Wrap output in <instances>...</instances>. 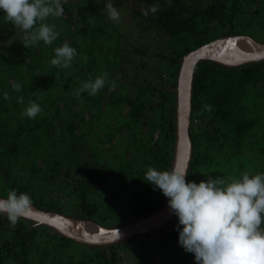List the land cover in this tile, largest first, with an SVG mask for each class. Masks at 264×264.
<instances>
[{"label":"trees","instance_id":"trees-1","mask_svg":"<svg viewBox=\"0 0 264 264\" xmlns=\"http://www.w3.org/2000/svg\"><path fill=\"white\" fill-rule=\"evenodd\" d=\"M142 1L146 9L159 5L155 13L141 14L140 20L143 33L151 28L162 39L163 46L154 54L164 60L168 72L130 55L137 53L135 56L146 59L150 45L143 43V47L129 49L130 58L118 62L128 65L126 88L113 90L108 81L97 94L84 92L79 98L76 91L82 83L97 77L96 68L101 71L97 49L102 50L99 39L106 33L103 27L95 30L87 24L89 17L100 11L97 0H87L69 12L63 19L68 30L59 33L51 44L26 39L24 32L0 11L1 31L10 36L12 28L17 29L12 46L0 50L1 196L7 197L15 189L27 193L41 209L104 227L124 225L163 206L167 198L143 178L149 167L173 169L177 85L183 57L221 36L243 34L255 38L248 26L251 21L264 26V19L253 20L264 11V0ZM252 4L256 11L248 10ZM51 21L56 17L50 16L46 22ZM81 40L86 48H81ZM65 42L77 50L71 67L51 65L54 49ZM111 48L103 52L105 65L115 62L109 61ZM219 66L230 72L217 71L215 67ZM251 83L264 88V59L238 66L206 59L197 64L190 126L192 157L186 181H196L200 170L217 159L227 162L240 158L244 162L248 155L254 164L258 157L263 159V119L249 116L248 109L238 102L239 91ZM14 84L20 85L18 91ZM81 100L83 105L76 108ZM30 102L41 107L35 118L22 116ZM116 105L124 107L116 111ZM118 132L126 138L117 151L115 143L122 141H117ZM43 142L48 151L43 152ZM106 143L116 147L110 148V154L100 150ZM131 179L136 183L129 191L123 185ZM107 184L114 187L104 192ZM117 184L125 194L118 191L114 195ZM103 192L111 197L105 198ZM177 223L174 216L161 229L115 243L89 244L25 217L12 225L6 215H0V264H149L143 259L157 254L158 264H196L194 254L178 244ZM160 246L165 248L161 250ZM142 252L146 256L140 255Z\"/></svg>","mask_w":264,"mask_h":264},{"label":"clouds","instance_id":"clouds-1","mask_svg":"<svg viewBox=\"0 0 264 264\" xmlns=\"http://www.w3.org/2000/svg\"><path fill=\"white\" fill-rule=\"evenodd\" d=\"M103 8L111 20L119 21L120 12L110 0ZM158 8L153 4L141 11L147 16ZM0 11L24 32L26 39L45 44L59 35L55 24L47 23V19L65 13L62 0H0ZM54 51L50 63L62 68H70L77 56V50L67 42ZM104 84V76L90 78L76 96L84 92L95 95ZM13 88L18 91L20 85ZM4 95L7 98V93ZM40 112V105L30 102L22 116L35 118ZM187 175L186 167L170 171L149 167L143 178L168 198L169 210L178 218V244L194 254L196 264H264V172H243L231 182L222 176H208L197 183L186 181ZM32 214V199L27 193L14 189L7 198H0V215H6L12 225Z\"/></svg>","mask_w":264,"mask_h":264},{"label":"rangeland","instance_id":"rangeland-1","mask_svg":"<svg viewBox=\"0 0 264 264\" xmlns=\"http://www.w3.org/2000/svg\"><path fill=\"white\" fill-rule=\"evenodd\" d=\"M65 1L66 2L63 4L64 9H65L64 15L62 17H56V21L47 22L49 24H55L56 26L55 30L58 33H63L68 30L64 24L63 19L68 17V15L70 14L69 12L72 13L75 10V7L77 5L81 3H85L87 0H65ZM97 2L100 6V11L94 17L93 16L89 17L90 22L87 23L88 27L90 25L94 26L95 30L103 27V31L105 30V33H106V35L102 36L99 39V41L102 43L101 48H100L102 50L99 51V49H97L98 50L97 54H98V59L102 60L101 61L102 64L100 67L101 71L98 68L94 70L97 76H104L105 82L109 81V85L112 87L113 90L126 88L125 81L127 80V75H126L127 71L125 67H127L128 65L123 64V62L119 64L118 62H120L121 59L123 58L125 59H127L128 57L130 58V56H128L129 49L135 46L143 47L141 45L143 43H147L150 45V48L147 53L148 55L145 56L146 59H142L139 56H135V55H138L137 53H132L130 55L133 56L134 59H137L139 61L148 60V62L153 63L155 67H159L161 71L168 72V66L164 64L165 63L164 60H161L159 57H156V55L154 54L155 52H159V50L161 49V46H163L162 39L159 37V35H156V33H154L151 28L149 29L150 32L148 33H143L142 31L143 24H141V20H140L142 19L140 18L142 14L141 9H146L142 0H110V2L120 12V19L118 22L111 20L108 16L107 9L103 8L104 4L109 2V0H97ZM254 9H255V6L253 4L248 8V10H250L251 12H253ZM247 18H249V16L246 17V19ZM259 19H264V11L253 18L254 21H257ZM249 24H251L248 26L250 33L254 35L257 41L264 42V26H258L256 24H253L252 21L249 22ZM1 30H2V27L0 25V50L3 48L6 49L9 46H12L13 40L16 38L15 35L17 32V29L13 30L12 28V31L9 33L10 36H6V34L2 32ZM93 30L94 29H92V31ZM87 40L88 39H86V41ZM84 42L82 40L79 41L81 48L82 47L86 48L87 45ZM111 46L114 49L111 48L112 55H109L110 57L109 61H115V62H110V63L108 62L105 65V59L103 56V52H105V50ZM110 50H108L107 53H109ZM123 54H124V57H123ZM215 68L217 71L224 73V74H227L230 72V69L222 67V66L215 67ZM127 70H128V67H127ZM238 102L240 103V105H242L244 109L245 108L248 109L249 116L251 117L258 116L260 117V119H263V122L260 123V125L262 124L261 126H264V88L262 87L261 84L259 83H257L256 85L253 83L247 84L244 89L239 91ZM81 105H83L82 100L80 102H77L76 108H78L79 106L81 107ZM122 105H125V104H122ZM122 105H116L115 110L120 111L121 108L124 107ZM128 114L129 112L125 113V115H128ZM259 134L260 133L252 135L253 137L250 138L249 140L250 142L248 143L251 144L254 141V137L258 136ZM116 135H117L116 136L117 141L118 140L123 141V142L121 141L120 143L119 141L118 143L116 142V140L114 141V143L116 142L115 144L118 146L117 147V151H118L122 148L124 139L126 138V136L122 132L120 133L118 132L116 133ZM102 137L103 139H106V135ZM96 142H98V140ZM44 144L45 143L43 142L42 143L43 147H41L43 152L46 150L48 151L49 149V147L47 145L44 146ZM110 146L111 145L109 143L103 144L102 145L103 149L101 148L100 150L108 151V153L110 154L112 149H116V147L113 148V146L112 147ZM247 148L254 149L252 145H248ZM248 158L249 157L247 155L246 160H244V162H242L241 160L239 161L240 158L233 159L227 162H225L224 160L217 159L213 163H211L209 166L205 165V168L200 170L199 175L196 174L197 175L196 182L199 183L201 180H206L208 176H212V177L222 176L223 178H225L226 181L231 182L233 179L239 178L243 172H249L250 174H253V175L258 172H264V157H262L263 159H261V157L260 158L258 157L257 162L255 164L253 163L252 158L251 159H248ZM20 159L22 161V157ZM1 183H2V179L0 178V185ZM134 183H136V179H131L128 183H124L123 187L125 189H129L130 191L132 190V185ZM45 185L48 186V184L46 183ZM106 186L107 188H103L104 192L105 191L109 192L111 188L114 187V186H108V184ZM115 189L117 190H115L114 195L117 194L118 191H121L120 184H117V186H115ZM104 192L102 193V195H104L105 198L111 197L109 193L105 195ZM121 193L125 194L124 191H121ZM65 198L66 197H64V199ZM70 212H71V209L67 208V213H70ZM89 229L90 228L88 227L87 230L89 231ZM94 230L96 231L98 230V228L96 229L94 227ZM164 248L165 247L160 246L161 250ZM140 255L146 256L144 255L143 252ZM186 258H188V256H186ZM143 260H145L144 262L148 261L147 263L149 264H158L160 260V255L157 254L156 257H153L152 259H148L145 257Z\"/></svg>","mask_w":264,"mask_h":264},{"label":"water","instance_id":"water-1","mask_svg":"<svg viewBox=\"0 0 264 264\" xmlns=\"http://www.w3.org/2000/svg\"><path fill=\"white\" fill-rule=\"evenodd\" d=\"M238 40L244 43L242 50H240L241 47L236 48ZM205 59L228 66L259 61L264 59V42L243 34L221 36L189 51L183 57L177 85V142L173 165V168L177 170L185 167L187 171L189 169L192 157L190 126L193 78L197 64ZM0 198L7 197L0 196ZM32 212L31 216L25 218L54 227L64 236L89 244L115 243L127 240L136 234L161 229L175 216L169 210L168 198L158 211L117 227H104L91 220L76 219L53 210H44L34 203H32ZM86 224L98 230L92 232H86L87 229L81 230Z\"/></svg>","mask_w":264,"mask_h":264},{"label":"bare ground","instance_id":"bare-ground-1","mask_svg":"<svg viewBox=\"0 0 264 264\" xmlns=\"http://www.w3.org/2000/svg\"><path fill=\"white\" fill-rule=\"evenodd\" d=\"M243 45H244L243 41L238 40L236 48H240L241 47L240 50H242ZM90 226H89V224H86L85 228H83V229L81 228V230H85V229H87L89 227L90 228L89 231L88 230H85V231L86 232H92L94 230V227L93 226L90 227Z\"/></svg>","mask_w":264,"mask_h":264}]
</instances>
